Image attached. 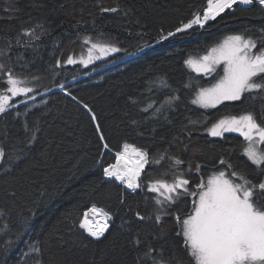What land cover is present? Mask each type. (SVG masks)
<instances>
[{
	"label": "trees",
	"instance_id": "16d2710c",
	"mask_svg": "<svg viewBox=\"0 0 264 264\" xmlns=\"http://www.w3.org/2000/svg\"><path fill=\"white\" fill-rule=\"evenodd\" d=\"M101 5L120 11L104 13ZM206 8L207 0H0V50L11 48L7 55H0V63L30 81L39 77L36 97L41 96L28 99L27 106L20 103L24 98L13 101L20 103L19 111L31 110L27 118L16 117L17 109L0 116V145L11 152L14 144L22 147L18 137H23L31 146L15 153L18 159L8 165L9 170L0 165V264H35L23 255L29 244L42 247L44 264H137L138 249L133 246L137 235L145 243L162 247L174 264H190L183 239L175 234L173 215L165 216L159 225L154 220L139 221L135 215L153 216L155 194L146 185L161 178L169 161L149 164L141 176L145 190L135 194L102 175L101 166L114 164L124 143L148 150L155 158L179 135L171 152L186 161L185 167L188 161L202 164L199 174H191L193 184L223 167L217 163L219 158L238 169L247 168L253 180L261 178L243 155L241 137L212 139L206 129L214 120L245 110L258 118L264 116V101L247 100L214 110L197 108L191 99L200 86H207V80L184 61L204 55L226 35L246 30L255 35L264 27V13L258 6L253 11L236 7L205 29L160 39ZM33 28L40 33L39 40L23 35ZM85 37L108 42L121 51L90 68L66 63L56 67L57 60L85 53L89 47L82 42ZM5 79L0 76V94ZM159 79L166 80L167 86L152 84ZM172 96L180 99L159 118H154L151 109L143 110L149 103L159 107ZM83 103L96 112L109 149H102ZM26 119L39 120L37 142L28 141L22 131ZM194 149L202 151L194 153ZM93 205L114 216L100 241L73 227ZM191 206L187 198L173 206V211L184 216ZM21 226L27 230L17 235Z\"/></svg>",
	"mask_w": 264,
	"mask_h": 264
},
{
	"label": "snow or ice",
	"instance_id": "6c2138e0",
	"mask_svg": "<svg viewBox=\"0 0 264 264\" xmlns=\"http://www.w3.org/2000/svg\"><path fill=\"white\" fill-rule=\"evenodd\" d=\"M236 6H245V11H253L258 6L260 12L264 13V0H207V8L202 14L194 13L190 20L178 25L175 31L161 35L160 39L169 40L178 34L189 33L190 30L205 29L210 26L211 21H217L224 12L235 10ZM100 10L104 13L120 11L118 7L102 5ZM127 14L125 11L124 15ZM37 27L47 31L43 24H38ZM23 35L30 39H40V33L35 28L25 31ZM82 42L89 45L86 56L76 58L70 54L63 62L57 60L55 66L61 67L66 63L80 64L87 68L96 61L121 51L119 47L108 42L94 41L91 37L83 38ZM10 51V47L7 51L0 50V55H7ZM7 58L11 59V56ZM184 63L195 73L215 80L210 86H200L195 92L191 104L199 108L217 109L222 105H236L255 99L264 101V27L255 35L247 30L228 35L210 46L204 55L190 57ZM218 71L220 74L217 76ZM0 74L6 77L3 81L4 92L0 94V116L17 109L16 117L23 115L27 118L31 110L26 107L21 112L19 104L12 101L14 98L23 97L24 100L20 103L27 106L28 99L35 100L38 94L36 81L39 77L31 81L22 78L4 63H0ZM152 84L167 86L164 79L153 81ZM59 87L63 89L64 85L60 84ZM65 95L71 96L74 101L77 99L71 92H65ZM179 99V96H172L159 107L149 103L143 110L147 112L151 109L154 118H159ZM82 106L89 114L102 149H109L104 128L96 112L87 103ZM197 123L199 122L189 121L191 125ZM38 126V119L32 122L26 119L22 124V131L27 134L28 141L37 142L35 131ZM184 128L190 134L189 126L185 125ZM206 131L211 137L220 139H224L226 133H238L243 137L246 142L242 149L243 155L255 166L261 178L253 180L247 168L238 169L229 160L219 158L217 163L223 167L216 168L207 179L201 177L198 183L193 184L191 174H199L202 164L188 161L185 167L186 161L171 152L173 144L180 139L179 135L169 141L168 148L163 149L155 158L148 150L124 143L123 151L116 153V163L107 167L101 166L102 175L108 180L119 181L125 189L135 194L138 190H145L141 181L145 168L152 163L161 164L166 158L169 166L162 169L161 178H153L146 185V190L155 194L153 200L156 207L153 216L146 217L137 212L136 218L139 221L154 220L159 225L165 216L173 215L175 234L182 237L190 264H264V147H261L264 146V116L258 118L253 111L248 110L237 115H225L213 122ZM18 142L22 147L14 144L11 152L0 145V165L5 166V170H9L8 165L18 159L16 152L31 147L23 137H18ZM188 148L185 145L184 151H188ZM198 150L202 151L194 149L193 152ZM169 176L171 179L164 178ZM187 198H190L192 205L189 213L181 216L179 211H173V206ZM121 203H124L123 198ZM95 216H102L103 223L97 224L93 219ZM112 218L110 213L93 205L90 212L78 218L73 227L78 226L89 237L100 241L109 232V221ZM4 228L10 230L7 225ZM26 230V227L21 226L17 235ZM133 246L138 249L137 264H174L173 258L164 256L162 247L157 248L151 243L141 241L139 235L133 241ZM23 255L34 259L35 264H44L40 258L43 255L42 247L29 244Z\"/></svg>",
	"mask_w": 264,
	"mask_h": 264
},
{
	"label": "rangeland",
	"instance_id": "374dc122",
	"mask_svg": "<svg viewBox=\"0 0 264 264\" xmlns=\"http://www.w3.org/2000/svg\"><path fill=\"white\" fill-rule=\"evenodd\" d=\"M236 7H245V6H236ZM206 10V9H205ZM227 11H232V9H230V10H227ZM226 11V12H227ZM225 13V12H224ZM223 13V14H224ZM211 22H213V21H211ZM236 34V33H235ZM229 35H232V34H229ZM226 36H228V35H226ZM226 36L224 37V38H226ZM223 38V39H224ZM222 39V40H223ZM221 40V41H222ZM216 44V43H215ZM116 53H114V54H111V55H109L108 57H106V58H104V59H101V60H98V61H96L95 63H98V62H101V61H104V60H107V59H109L110 57H112L113 55H115ZM82 55H84V56H86L87 55V50L85 51V53L84 54H82ZM81 56V55H80ZM80 56H78V58L80 57ZM94 63V64H95ZM94 64H91V65H89V67H87V68H90L91 66H93ZM78 65H80V64H78ZM82 67H83V65H82ZM85 68V67H84ZM197 74V73H196ZM220 73H219V71H218V73H217V76L219 75ZM197 75H199V74H197ZM0 76L2 77L3 75L2 74H0ZM199 76H202V75H199ZM205 80H207V86L206 87H208V86H210L211 85V83H214L215 82V80L214 79H209L208 77H205V76H202ZM57 90H59V89H57ZM41 97V96H40ZM40 97H36V99L35 100H37L38 98H40ZM19 98H21V99H23V97H17V98H14V100L13 101H15V100H17V99H19ZM12 101V102H13ZM31 101H34V100H29L28 102H31ZM27 102V103H28ZM18 104H20V103H18ZM20 106V105H19ZM195 107H197V108H199L198 106H196V105H194ZM200 109H202V108H200ZM204 110H206V109H204ZM207 110H214V109H207ZM218 120V119H217ZM217 120H214V121H212L211 123H210V125H209V127L211 126V124L213 123V122H215V121H217ZM206 133H207V131H206ZM208 134V133H207ZM226 135H233V136H239V137H241L238 133H226L225 134V136ZM210 138H212V139H220V138H218V137H211L210 135H208ZM242 139H243V137H241ZM245 142V141H244ZM245 144H246V142H245ZM261 147H263V146H261ZM116 157V156H115ZM115 163H116V159H115ZM108 180V179H107ZM115 181V180H114ZM117 183H119V181H116ZM120 184V183H119ZM97 208H99V207H97ZM91 209V208H90ZM89 209V210H90ZM101 209V208H100ZM88 210V211H89ZM88 211H86L85 213H88ZM99 219L101 220V221H103V217L102 216H100L99 217ZM111 228V227H110ZM110 230V229H109ZM86 233V232H85ZM86 235H87V233H86ZM89 237V236H88ZM91 238V237H90ZM91 239H93V238H91ZM94 240V239H93Z\"/></svg>",
	"mask_w": 264,
	"mask_h": 264
},
{
	"label": "bare ground",
	"instance_id": "6f19581e",
	"mask_svg": "<svg viewBox=\"0 0 264 264\" xmlns=\"http://www.w3.org/2000/svg\"><path fill=\"white\" fill-rule=\"evenodd\" d=\"M99 217H100V216H95V217H93V219H95V221L97 222V224H102L103 221H101V220L99 219Z\"/></svg>",
	"mask_w": 264,
	"mask_h": 264
},
{
	"label": "built area",
	"instance_id": "2783aa9c",
	"mask_svg": "<svg viewBox=\"0 0 264 264\" xmlns=\"http://www.w3.org/2000/svg\"><path fill=\"white\" fill-rule=\"evenodd\" d=\"M105 179H107L106 177H105ZM128 190V189H127ZM129 191V190H128ZM104 210V209H103ZM105 211V210H104ZM88 212H90V210L88 211ZM105 212H107V211H105ZM109 213V212H108ZM112 215V214H111ZM112 220L111 221H109V224H110V227H111V225H112V223H113V221H114V216L112 215Z\"/></svg>",
	"mask_w": 264,
	"mask_h": 264
},
{
	"label": "water",
	"instance_id": "95a60500",
	"mask_svg": "<svg viewBox=\"0 0 264 264\" xmlns=\"http://www.w3.org/2000/svg\"><path fill=\"white\" fill-rule=\"evenodd\" d=\"M130 191V190H129Z\"/></svg>",
	"mask_w": 264,
	"mask_h": 264
}]
</instances>
